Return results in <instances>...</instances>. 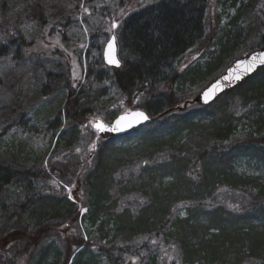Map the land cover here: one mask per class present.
I'll return each instance as SVG.
<instances>
[{"label": "trees", "instance_id": "trees-1", "mask_svg": "<svg viewBox=\"0 0 264 264\" xmlns=\"http://www.w3.org/2000/svg\"><path fill=\"white\" fill-rule=\"evenodd\" d=\"M212 2L119 0L118 17L122 29L119 25L116 31L122 66L120 69L108 68L103 63L101 66L110 73L112 86L118 94L117 104L109 105L105 120H112L116 109L117 115L123 113V107L139 109L154 117L175 106L182 107L231 62L241 57H233V52L244 45L247 35L229 31L207 62L192 69L189 67L196 62L179 68L187 57L197 55L199 51L200 58L213 38L217 39L216 27L209 36L203 34V15L211 10ZM229 2L235 9L237 0ZM239 2L238 16L233 21H237L241 13H257V28L253 33L249 32L253 41L249 53L264 46V2ZM38 16L41 18L42 14ZM65 27L66 23L58 24L56 32L62 44L54 43V49H48L53 42L43 39L28 41L16 29L9 30V39L0 42V56L13 51L15 63L30 62L31 68H46L44 77L48 84L41 87L40 94L66 92L63 113L67 132L63 141L72 145L73 140L82 135L81 127L86 126L85 119L94 111L97 98L90 91L89 81L80 78L76 82L66 75H60L59 79V74L53 75L59 72L61 65L53 74L51 72V57H56L64 65L61 72L71 73L68 57L58 49L65 51L71 46L65 36ZM191 49L193 52L188 55ZM122 50H126L125 56ZM20 51L26 54L18 56ZM20 57L21 61H17ZM171 60H179L177 71L171 79L160 83L159 76L168 69ZM182 75L184 86H177L176 77ZM187 85L195 90L186 91ZM14 89L10 106V110H14L11 117L0 116V136H4L22 114V109L18 110L22 91L15 92ZM235 96L242 102L264 104V68L209 107L189 105L181 111H169L158 121L147 123L122 137L99 138L89 159L92 164L82 161L81 157L78 162L70 159L57 161L43 174L10 171L0 166V190L32 176L38 179L53 176L68 184L70 189L73 184L77 188L83 187L90 216L112 220L124 239L149 236L138 248L142 254L159 255L158 240L163 239L164 246L175 249L184 264H202L206 260L214 264H264V231L247 224L254 220L264 222V181L245 179L232 171L234 158L256 144V139H250L245 145L228 143L233 127L230 101ZM134 138L138 140L134 145H118L119 141ZM2 171H5L4 177ZM227 190L243 196L242 206L239 203L230 207L221 202ZM25 210L28 214L43 211L45 215L50 210L61 217V223L72 225L80 215L75 204L66 206L62 199L50 195L29 198L22 207V211ZM241 223L246 227L243 230L235 227ZM30 235L26 228L18 226L0 236L8 237L7 244L26 241ZM149 240L154 243L150 244ZM33 247L28 243L26 251ZM122 253L129 254L128 249H120L116 257L108 256L118 264Z\"/></svg>", "mask_w": 264, "mask_h": 264}, {"label": "rangeland", "instance_id": "rangeland-1", "mask_svg": "<svg viewBox=\"0 0 264 264\" xmlns=\"http://www.w3.org/2000/svg\"><path fill=\"white\" fill-rule=\"evenodd\" d=\"M239 1L247 3L249 0H237L235 9L231 8L229 0H213L211 10L203 15V34L209 36L212 28L216 27L217 39L213 38L200 58L201 51L197 52V55L187 57L179 66L180 69L195 62L189 69L207 62L210 55L215 52L216 45L229 31L231 34L239 31L247 35L244 45L233 52V57L247 54L253 42L251 35L257 28V13L248 15L241 13L239 19L233 21L234 17L238 16ZM118 4L119 0H0V42L9 39L11 34L9 30L16 29L28 41L43 39L53 42L48 49H54L56 46L54 43L62 44L56 32L57 26L66 23L65 36L71 46L66 47L65 51L58 49L68 57L71 73L61 72L64 65L56 57H51L49 64L52 66L51 72L53 74L61 65L59 72L53 75L59 74L58 79L60 75H66V78L70 77L76 82L80 78L89 81L92 86L90 91L97 98L92 109L94 111L85 119L86 126L81 127L82 135L73 140L72 145H67L63 141V135L65 137L67 132V122L63 113L66 92H56L53 95V92L49 91L50 94H46L47 92L40 94L41 87L48 84V79L44 77L46 68H31L30 62L15 63L13 51L6 56H0V116H12L10 113L14 109L10 110V106L14 100L13 88L15 92L22 91L21 105L18 108L22 109V114L5 135L0 136V166L7 170L11 169L10 171L24 170L32 174H43L57 161L66 162L70 159L78 162L81 157L82 161L87 163L89 161L88 164H92L89 159L99 139L92 130V124L96 119L109 122L110 120H105L106 110L111 104L115 106L118 98L110 80V73L101 67L102 49L109 37L112 21L114 19L120 21ZM39 13L42 14L41 18L38 16ZM119 25L122 29V23ZM250 30L252 33H249ZM115 34L119 43L117 31ZM192 52L191 49L187 54L190 55ZM24 54H26L24 51H20L18 56L23 57ZM125 54L126 50H122V55ZM17 61H21V57ZM178 65L179 60H171L168 69L161 72L159 82L171 79ZM183 76L176 77L177 86H184ZM186 88V91L195 90L189 89L188 85ZM233 99L230 101L233 127L228 135V143L245 145L250 139H256L254 142L257 149L254 146L234 158L232 171L245 179L264 181V104L257 105L255 101L242 102L237 96ZM122 110L130 111L126 107ZM117 113L116 109L114 115ZM137 142L138 140L134 138L130 141H119L118 145L131 146ZM5 171L1 172L2 177L5 176ZM52 177L38 179L32 176L11 183L0 190V235L18 226L26 228L31 234L27 236L26 241L7 244L5 241L8 237L0 236V264H115L114 259L108 254L116 257L120 254V249H128L129 254L122 253L123 257L118 264H127L128 261L132 264H184L175 249H167L164 246L163 239L158 240L159 255L151 256L147 252L142 254L138 248L149 236L124 239L112 220L90 216L83 187L77 188L73 184L70 189L68 184ZM45 195L59 197L66 206L69 203L75 204L80 213L77 222L73 225L61 223V217L54 215L50 210L47 215L43 211L37 214L22 211L29 198L37 199ZM242 201V195L228 190L221 199V202L230 207H236L239 203L242 206ZM247 224L264 231L262 221L254 220ZM244 226L243 223L235 225L241 230L246 228ZM28 243L34 246L30 251H26ZM77 243L82 244L70 245ZM149 243H154V240H149ZM138 251L139 254L136 253ZM202 264L214 263L206 260Z\"/></svg>", "mask_w": 264, "mask_h": 264}, {"label": "water", "instance_id": "water-1", "mask_svg": "<svg viewBox=\"0 0 264 264\" xmlns=\"http://www.w3.org/2000/svg\"><path fill=\"white\" fill-rule=\"evenodd\" d=\"M113 23H115L117 25V21L113 20ZM117 28V26L115 28H111L110 31V35L109 38L107 39V41L105 42L104 46H103V50H102V60L105 66L109 67V68H113V69H120L122 66V61L119 58V46H118V42H117V38L115 35V29ZM115 37V48H116V58L119 60V66L113 65V64H109L107 58L105 57V52L107 51V47H108V43L112 40V37ZM264 55V46L261 47L260 49L251 52L250 54L241 57L235 61H233L217 78H215L214 80L210 81L198 94H196V96L193 97V99L191 101L185 102L183 104V107H179V106H175L173 109L169 110V111H180L182 109H185L187 104H196L198 106L201 107H206L210 104H212L213 102H215L220 96H222L223 94H225L226 92L233 90L234 88H236L237 86H239L240 84H242L245 80H247L248 78L252 77L259 69L264 68V63L261 62L260 57ZM253 57H256V60H253ZM251 67V71H248L247 68L249 66ZM226 76H230L231 79L230 80H225L224 77ZM236 76H239L240 79H235ZM219 83V85L221 86V90L219 91H215L214 94L212 95V98L209 100H205V92H207L212 85ZM144 112L142 110H133L130 112H126L123 114H120L118 116H116L111 122L109 123H105L103 120L101 119H96L93 124H92V129L95 131V133L97 134V136L103 140H108L111 138H115V137H119L122 135L127 134L128 132H130L133 129L139 128L147 123L150 122H156L158 121L160 118L164 117L168 112H164L163 114H160L158 116H150L149 114H147L146 112H144L149 119L148 120H144L141 121L138 124H133L132 127L129 128H124L123 130H118V131H112L110 130L111 128L115 127V121L117 119H119L121 116L126 115L127 113H131V112ZM103 123L109 130L104 131V132H100L97 131V129L95 128V124L96 123ZM128 264H131V262H129Z\"/></svg>", "mask_w": 264, "mask_h": 264}, {"label": "snow or ice", "instance_id": "snow-or-ice-1", "mask_svg": "<svg viewBox=\"0 0 264 264\" xmlns=\"http://www.w3.org/2000/svg\"><path fill=\"white\" fill-rule=\"evenodd\" d=\"M85 11H87V9H85ZM112 26L113 28H115L117 25L113 23ZM105 57L107 58L109 64L119 66V60L116 58V48H115V37L114 36L112 37V40L108 43L107 51L105 52ZM253 60H256V57H253ZM260 60L262 63H264V55L260 57ZM253 66L254 65L249 66L247 70L251 71V67ZM224 79L230 80L231 77L226 76L224 77ZM235 79H240V77L236 76ZM219 90H221V86L219 85V83L212 85V87L204 94L205 100L207 101L211 99L214 92L219 91ZM148 119L149 117L144 112L137 111V112L127 113L126 115L121 116L119 119H117L115 121V127L111 128L110 130L112 131L123 130L124 128L132 127L133 124H138L141 121L148 120ZM94 126L97 129V131H100V132L109 130L103 123L98 122Z\"/></svg>", "mask_w": 264, "mask_h": 264}, {"label": "bare ground", "instance_id": "bare-ground-1", "mask_svg": "<svg viewBox=\"0 0 264 264\" xmlns=\"http://www.w3.org/2000/svg\"><path fill=\"white\" fill-rule=\"evenodd\" d=\"M213 103H214V102H213ZM213 103H212V104H213ZM212 104H210V105H212ZM210 105H208V106H206V107H209ZM217 258H218V256H217Z\"/></svg>", "mask_w": 264, "mask_h": 264}]
</instances>
